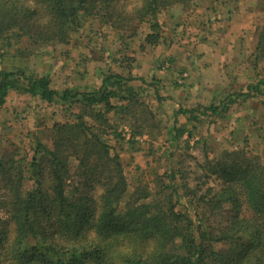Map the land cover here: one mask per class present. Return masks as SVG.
<instances>
[{
  "label": "trees",
  "instance_id": "1",
  "mask_svg": "<svg viewBox=\"0 0 264 264\" xmlns=\"http://www.w3.org/2000/svg\"><path fill=\"white\" fill-rule=\"evenodd\" d=\"M119 1H132L131 11L117 9ZM193 1L0 0V108L14 91L39 105L60 106L68 115L54 120L46 137L27 133L30 141L20 140L12 150L4 149L0 138V264H264L260 156L244 147L224 148L206 160V181L190 185L182 160L165 150L169 163L156 171L153 187H131L107 135L125 142L128 151L143 149L137 136L146 133L149 119L155 127L160 123L143 97L149 93L160 104L159 81L107 71L96 85L56 88L48 74L24 65L32 47L40 53L73 40L82 43L81 34L91 50L96 23L115 35L132 21L146 24L144 41L155 47L161 39L158 15ZM258 1L264 11V0ZM261 25L255 31V65L264 61ZM130 32L135 35V29ZM260 95L264 76L209 103L180 105L167 133L176 143L186 132L188 148L187 124L223 117L234 103ZM178 116L186 124L176 126ZM116 122L129 126L130 138L116 131ZM210 175L219 180L217 187L207 183ZM96 186L101 192L93 196Z\"/></svg>",
  "mask_w": 264,
  "mask_h": 264
},
{
  "label": "rangeland",
  "instance_id": "2",
  "mask_svg": "<svg viewBox=\"0 0 264 264\" xmlns=\"http://www.w3.org/2000/svg\"><path fill=\"white\" fill-rule=\"evenodd\" d=\"M239 3L226 5L222 0H196L163 10L158 15L161 39L155 47L144 41L148 31L146 24L136 26V20L132 21L120 36L96 23L91 50L84 47L86 38L81 34L82 43L73 40L68 45L47 47L40 53L32 47L23 59L24 65L28 71L48 74L56 88L70 84L96 85L100 75L107 71L146 79L154 76L160 83L159 91L164 100L158 104L149 93L143 97L154 119L160 122L155 127L149 119L146 133L137 136L144 141L143 149L128 151L127 144L117 141L111 133L107 135L108 142L119 152L131 187L136 184L153 187L154 174L169 163L168 151H174L175 160H182L180 167L188 175L189 184L197 185L206 181V160L216 157L224 148L244 147L264 162V95L234 103L223 117L212 116L200 123L187 124V129L192 128L188 148L184 143L188 137L186 132L176 143L167 133L174 110L180 105L194 107L209 103L213 97L244 88L264 76V61L255 65L253 59L255 31L257 26L264 25L263 6L258 0ZM133 4L119 1L115 6L129 12ZM131 29H135L133 36H129ZM107 116L113 120L112 112ZM67 119L68 115L60 106L39 105L27 93L10 91L4 107L0 108L3 133L0 138L4 149L17 148L20 140L26 145L30 141L27 133L29 137L31 134L46 137L54 120ZM177 120L176 126L186 124L183 116H178ZM117 124L119 122L115 123L116 131L130 138L129 126ZM150 144L158 149L150 153ZM165 150L168 153L163 154ZM207 183L217 187L219 180L210 175ZM100 192L101 188L96 186L92 194L97 196ZM1 215L5 216L3 212Z\"/></svg>",
  "mask_w": 264,
  "mask_h": 264
}]
</instances>
